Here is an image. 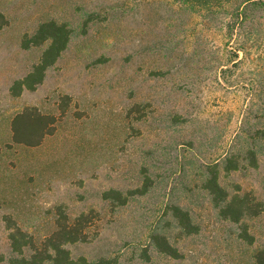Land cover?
Returning <instances> with one entry per match:
<instances>
[{"label":"rangeland","instance_id":"374dc122","mask_svg":"<svg viewBox=\"0 0 264 264\" xmlns=\"http://www.w3.org/2000/svg\"><path fill=\"white\" fill-rule=\"evenodd\" d=\"M244 1L0 0L7 21L0 28V254L15 255L5 217L40 245L62 205L69 220L91 216L87 241L66 244L74 257L255 264L264 249V138L252 134L264 128V5L244 10ZM234 4L245 14L229 35ZM48 19L74 29L69 45L36 89L11 96L12 80L40 51L21 48V36ZM25 106L56 117L53 132L34 146L12 141L11 119ZM247 148L256 152L255 167L244 161L237 170L221 169L225 156ZM214 162L229 195L262 203L243 219L251 243L201 187ZM146 177L147 191L124 205L101 196L107 188L140 187ZM171 204L189 211L196 234L180 233ZM154 232L182 257L159 252Z\"/></svg>","mask_w":264,"mask_h":264},{"label":"trees","instance_id":"16d2710c","mask_svg":"<svg viewBox=\"0 0 264 264\" xmlns=\"http://www.w3.org/2000/svg\"><path fill=\"white\" fill-rule=\"evenodd\" d=\"M262 5H264V0H245L242 9ZM238 7L234 4L230 14L231 21L229 20L225 26L229 35L235 30V19L245 14L244 10L242 11ZM92 19V14L86 16L82 25L83 29L87 22ZM6 23L4 15L0 13V28ZM73 31L74 29L65 21L59 22L55 19H48L39 22L32 32H25L21 36V48H39L40 51L29 69L22 76L12 80L8 87L11 96H18L24 90L32 91L43 82L46 71L56 63L60 55L67 49ZM233 57H237V53H234ZM234 59L230 58L232 61ZM67 97V95L61 96L59 103L61 114L66 109ZM55 120L54 115L42 113L35 106H25L11 119L12 141L29 146L37 145L44 136L53 132ZM252 134L255 138H264V128L256 129ZM252 134L251 139L253 138ZM244 161L253 167L257 165L254 149L247 148L242 154L230 152L221 163V169L225 173L237 170ZM219 165L218 162L206 165V175L201 187L210 195V200L216 207L218 214L222 218L237 224L241 238L251 243L253 236L248 232L243 219L246 216L258 214L262 210V203L254 201L248 194L229 195L220 184ZM149 183L150 181L146 177L140 187L125 191L107 188L102 191L101 196L103 199L110 200L112 205L121 206L126 204L130 197L144 194ZM167 208L182 235L189 236L198 232L199 226L192 221L187 209L176 204H171ZM55 212L56 228L41 241L40 245H35L32 236L22 230L9 216L5 217L6 226L9 230L10 249L15 255L5 258L0 254V264H118V260L114 256L102 255L93 259L84 255L72 256L66 244L87 241L85 229L91 221V216L82 212L69 220L62 205H58ZM150 238L159 252L175 259L182 257V254L168 241L165 235L154 232L150 234ZM26 249H30L29 254L25 253ZM145 255H147L146 252ZM254 262L255 264H264V249L255 252Z\"/></svg>","mask_w":264,"mask_h":264}]
</instances>
